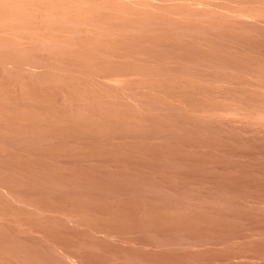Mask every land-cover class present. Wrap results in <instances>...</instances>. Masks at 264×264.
I'll return each mask as SVG.
<instances>
[{"label": "rangeland", "instance_id": "374dc122", "mask_svg": "<svg viewBox=\"0 0 264 264\" xmlns=\"http://www.w3.org/2000/svg\"><path fill=\"white\" fill-rule=\"evenodd\" d=\"M0 264H264V0H0Z\"/></svg>", "mask_w": 264, "mask_h": 264}]
</instances>
